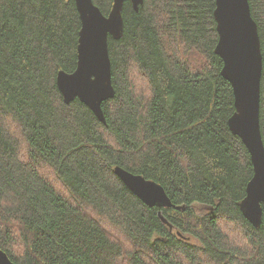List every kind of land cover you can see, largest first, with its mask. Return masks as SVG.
Masks as SVG:
<instances>
[{
	"label": "trees",
	"instance_id": "16d2710c",
	"mask_svg": "<svg viewBox=\"0 0 264 264\" xmlns=\"http://www.w3.org/2000/svg\"><path fill=\"white\" fill-rule=\"evenodd\" d=\"M143 2L126 1L124 35L109 38L104 124L57 86L77 69L75 0H0V248L16 264H264V214L256 228L239 206L254 170L228 125L216 0ZM249 2L264 59V0ZM117 166L176 208L143 203Z\"/></svg>",
	"mask_w": 264,
	"mask_h": 264
},
{
	"label": "water",
	"instance_id": "95a60500",
	"mask_svg": "<svg viewBox=\"0 0 264 264\" xmlns=\"http://www.w3.org/2000/svg\"><path fill=\"white\" fill-rule=\"evenodd\" d=\"M126 1L139 11L144 0H113L108 15L93 0H75L81 20L77 69L60 71L57 86L64 102L79 99L106 123L102 104L115 96L109 38L122 39L123 11ZM249 0H216L214 17L219 40L215 54L223 61L222 77L233 87L235 112L229 118V129L238 136L251 156L253 177L246 188V197L239 205L254 227L262 224L264 214V140L260 126L263 54L258 24ZM115 174L127 188L150 207L176 208L163 186L120 166ZM162 216V213L160 212ZM0 264H16L0 248Z\"/></svg>",
	"mask_w": 264,
	"mask_h": 264
},
{
	"label": "rangeland",
	"instance_id": "374dc122",
	"mask_svg": "<svg viewBox=\"0 0 264 264\" xmlns=\"http://www.w3.org/2000/svg\"><path fill=\"white\" fill-rule=\"evenodd\" d=\"M139 82L137 83V88L143 90L146 89L145 83L143 81H141L140 79H138ZM260 124H261V120H260Z\"/></svg>",
	"mask_w": 264,
	"mask_h": 264
},
{
	"label": "bare ground",
	"instance_id": "6f19581e",
	"mask_svg": "<svg viewBox=\"0 0 264 264\" xmlns=\"http://www.w3.org/2000/svg\"><path fill=\"white\" fill-rule=\"evenodd\" d=\"M222 70H223V68H222ZM221 74H222V71H221ZM223 76V75H222ZM261 109V108H260ZM260 126H261V124H260ZM165 190V189H164ZM166 192V191H165Z\"/></svg>",
	"mask_w": 264,
	"mask_h": 264
}]
</instances>
